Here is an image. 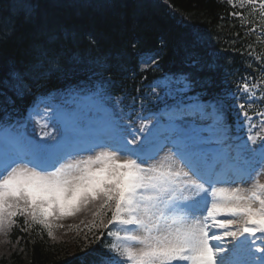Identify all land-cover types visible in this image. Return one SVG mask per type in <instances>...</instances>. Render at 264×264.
<instances>
[{"label": "snow or ice", "instance_id": "obj_1", "mask_svg": "<svg viewBox=\"0 0 264 264\" xmlns=\"http://www.w3.org/2000/svg\"><path fill=\"white\" fill-rule=\"evenodd\" d=\"M241 3L264 12V0ZM180 105L172 123L175 151L159 159L162 148L152 145L151 130L141 139L143 126L122 125L107 111L56 110L47 119L57 123L58 135L44 132L39 140L22 125H0V230L22 215L53 236L50 218L98 202L118 228L108 233L114 238L109 264H264V248H255L257 234L264 244V183L258 182L264 137H249L261 140L259 152L245 145L233 155L217 135L222 114H209L200 103ZM96 125L103 139L92 134ZM248 181L256 182L247 195L216 187Z\"/></svg>", "mask_w": 264, "mask_h": 264}, {"label": "trees", "instance_id": "obj_2", "mask_svg": "<svg viewBox=\"0 0 264 264\" xmlns=\"http://www.w3.org/2000/svg\"><path fill=\"white\" fill-rule=\"evenodd\" d=\"M165 73L211 95L257 84L264 100V12L241 0H0V119L28 101L15 84L39 93L114 84L129 97L120 85ZM110 218L91 203L58 219L64 228L53 223L71 232L54 240L17 215L0 230V264H105Z\"/></svg>", "mask_w": 264, "mask_h": 264}, {"label": "rangeland", "instance_id": "obj_3", "mask_svg": "<svg viewBox=\"0 0 264 264\" xmlns=\"http://www.w3.org/2000/svg\"><path fill=\"white\" fill-rule=\"evenodd\" d=\"M67 101L70 102L73 105L74 109H77V108H79V109H86V110L87 109H91L93 114L97 110H102L101 107H99L98 105H96L95 100H83V99H81L79 97L78 98L69 97ZM43 105H46L48 107V110L46 109V107H44L43 109H41V107H39L38 110H36L35 112H32L31 115L35 119L37 125L40 128H42V129L45 130L44 132L54 133L55 131H57V129H58L59 126L57 125V123L54 120L47 119V116H48L49 113H52V112L56 111L55 106H54V103L52 101H50L49 99H45V100H43ZM49 106H54L53 110H51L49 108ZM40 109L43 112H40ZM44 110H47V111H44ZM59 110H60V108H59ZM60 111H69V110L68 109H63V110H60ZM37 112L40 113V115H37ZM101 126L102 125H96L94 127V132L99 131L98 135H95L96 137L102 136L101 131H100ZM25 132L28 133V129H25ZM218 133H224V132L221 131V132H218ZM170 134H172L174 137L176 136V134L172 130H171ZM169 153H170V151H169ZM120 159H127V157L121 155ZM262 181H263V179H258V182L259 183H262ZM255 182L256 181H252L251 187H250V184H249V185H245V186H243V185H241V186H227V187H223V188L226 189V190H231V189L239 188V189H241L242 194L247 195L248 192H249L247 190H250L253 187V185H254ZM83 210H85V209H83ZM83 210H81V211H83ZM19 216L20 217H25V216H22V215H19ZM25 218H26V219H24L25 223H26V220H27V223L34 224L31 221L30 218H28V217H25ZM65 218L66 217H61L60 218V221L63 220V219H65ZM50 219L52 220V223H54L56 225H60L61 227L64 228V226L62 225V222L63 221L62 222H58V219H54V218H50ZM18 225H20L22 227V222L20 224H18ZM67 229H62V228L56 229L55 227H53V236H51V238L55 240V239H60V238H63L65 236H68L71 232L69 230H67ZM222 232H223V230H217V234H222ZM225 244L229 248H231V238L230 237L225 238ZM2 245H3V243L0 245V247Z\"/></svg>", "mask_w": 264, "mask_h": 264}]
</instances>
